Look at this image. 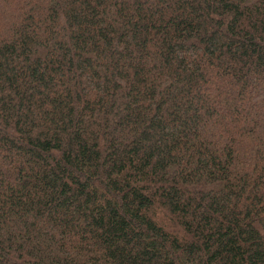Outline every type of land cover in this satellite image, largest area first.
<instances>
[{
  "label": "trees",
  "instance_id": "obj_1",
  "mask_svg": "<svg viewBox=\"0 0 264 264\" xmlns=\"http://www.w3.org/2000/svg\"><path fill=\"white\" fill-rule=\"evenodd\" d=\"M0 264H264V0H0Z\"/></svg>",
  "mask_w": 264,
  "mask_h": 264
}]
</instances>
